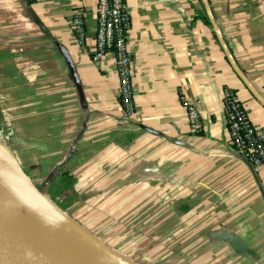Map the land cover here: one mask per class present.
<instances>
[{"label":"crops","instance_id":"obj_1","mask_svg":"<svg viewBox=\"0 0 264 264\" xmlns=\"http://www.w3.org/2000/svg\"><path fill=\"white\" fill-rule=\"evenodd\" d=\"M1 1L5 155L33 182V173L43 182L56 174L65 189L74 177L88 210L67 213L92 234L83 222L91 212L122 231L143 230L140 264H264V169L231 147L224 105L226 91H234L264 127V0H208L251 88L231 67L215 27L199 17L202 0H125L137 105L130 116L119 101L114 54L93 59L96 0ZM77 12L82 40L71 26ZM58 44L76 65L82 94ZM188 104L200 112L198 133Z\"/></svg>","mask_w":264,"mask_h":264},{"label":"water","instance_id":"obj_2","mask_svg":"<svg viewBox=\"0 0 264 264\" xmlns=\"http://www.w3.org/2000/svg\"><path fill=\"white\" fill-rule=\"evenodd\" d=\"M202 3L211 24L215 27L216 36L231 67L238 77L251 88L248 78L236 63L216 26L209 1L202 0ZM57 47L69 67L78 91L82 94V84L70 53L61 44ZM11 163L31 195L44 205L54 218L60 220L63 230H60L61 232L52 230L44 222L0 202V264H137L105 244L59 208L46 193L37 188L20 166L14 161ZM78 241L83 245L80 246ZM229 242L238 251L245 250L238 236H229Z\"/></svg>","mask_w":264,"mask_h":264},{"label":"built area","instance_id":"obj_3","mask_svg":"<svg viewBox=\"0 0 264 264\" xmlns=\"http://www.w3.org/2000/svg\"><path fill=\"white\" fill-rule=\"evenodd\" d=\"M96 46L93 59L99 62L109 53L115 56L119 78V101L127 115L136 113L132 86V55L128 46L131 26L125 0H96ZM78 39L86 35L83 14L77 12L71 22ZM227 126L231 147L252 166L264 169V127L254 124L246 109L232 90H227L224 98ZM189 125L194 133L202 129L201 115L193 104L187 105Z\"/></svg>","mask_w":264,"mask_h":264},{"label":"rangeland","instance_id":"obj_4","mask_svg":"<svg viewBox=\"0 0 264 264\" xmlns=\"http://www.w3.org/2000/svg\"><path fill=\"white\" fill-rule=\"evenodd\" d=\"M0 3L2 6L6 5L3 1ZM0 16L2 20L7 17L5 13L0 14ZM4 151L5 149L0 147V175L15 171V168L11 163L14 161L11 157L12 155H5ZM32 176H34V184L37 188L46 193L62 210L76 217L81 215L79 214L81 213L80 211L83 213V211L88 210V208L84 206L87 203V199L84 197L83 199L78 197L74 190V177L68 178L65 182L67 188L62 189L58 186V176L56 174L45 182L41 180L42 174L40 175V173H33ZM64 179H67V177ZM85 216L86 220L84 219L83 222L87 224V226H91V230L94 231V234H96L101 241L117 252L127 256L137 264L145 261L141 255H138L140 253L136 251L137 247L141 246V241L144 239V237L141 236V234L143 235V230H135V232L130 233L125 230L122 231V227L116 225L115 228L114 226H111V221L106 218L105 214H98V216H96L91 212ZM136 224L144 226L145 223H142L141 221ZM137 260H139V262Z\"/></svg>","mask_w":264,"mask_h":264},{"label":"bare ground","instance_id":"obj_5","mask_svg":"<svg viewBox=\"0 0 264 264\" xmlns=\"http://www.w3.org/2000/svg\"><path fill=\"white\" fill-rule=\"evenodd\" d=\"M0 202L47 224L52 230H63L60 220L36 200L28 191L20 175L11 173L0 175ZM80 246L81 242H77Z\"/></svg>","mask_w":264,"mask_h":264},{"label":"trees","instance_id":"obj_6","mask_svg":"<svg viewBox=\"0 0 264 264\" xmlns=\"http://www.w3.org/2000/svg\"><path fill=\"white\" fill-rule=\"evenodd\" d=\"M26 1H27V3L30 4V5L34 2V0H26ZM199 17L202 18L203 21H204L208 26L212 27V24H211V22H210V20H209V18H208V16H207V14H206V11H204V13H200V14H199ZM214 35H215V37H216V34H214Z\"/></svg>","mask_w":264,"mask_h":264}]
</instances>
